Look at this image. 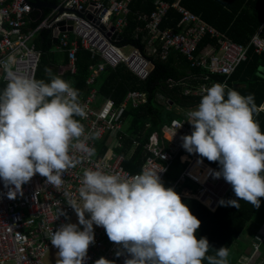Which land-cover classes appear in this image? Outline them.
Here are the masks:
<instances>
[{
  "label": "clouds",
  "instance_id": "1",
  "mask_svg": "<svg viewBox=\"0 0 264 264\" xmlns=\"http://www.w3.org/2000/svg\"><path fill=\"white\" fill-rule=\"evenodd\" d=\"M0 63L7 80L0 92V179L6 195L22 196L23 186L37 174L59 190L69 169L96 155L88 141L98 139V133L86 132L81 123L87 112L79 91L56 75L45 82L13 71V56ZM255 114L254 94L241 95L226 83L207 88L195 110L187 113L193 131L181 137L182 147L218 162L220 170H213V177H222L237 197L221 199V206L239 208L244 201L259 208L264 197V131ZM163 171L145 168L122 179L99 167L85 169L79 200L65 193L78 223L62 224L48 234L57 249L56 264H85L95 242L94 225L120 246L116 256L126 254L124 264H229L227 247L208 254L207 237L196 235L201 221L180 194L164 186L159 175ZM61 215L67 216L63 209ZM95 264L115 262L101 257Z\"/></svg>",
  "mask_w": 264,
  "mask_h": 264
},
{
  "label": "built area",
  "instance_id": "2",
  "mask_svg": "<svg viewBox=\"0 0 264 264\" xmlns=\"http://www.w3.org/2000/svg\"><path fill=\"white\" fill-rule=\"evenodd\" d=\"M56 1L57 7L51 10L46 19L41 20V15L35 16L38 10L26 0H0V62H5L9 56H13V71L37 79L42 51L37 47L35 40L43 31L53 34V31L58 30L56 48L67 51L70 73L75 71V54L79 48L87 51L92 59L100 61L90 67L92 74L86 85L92 86L98 73L105 67L114 69L121 66L142 82L149 78L152 65L147 57L150 54L147 52L144 55L139 48L130 45L118 46V42L111 40L114 34L120 37L121 31L127 26L132 0ZM180 1L168 3L155 0L153 10L147 15H137V20L144 24L143 32L148 37L147 45L151 53L158 52L160 60L165 61L170 51L178 52L188 61L191 69L202 71V76L193 77L194 80L199 79L201 85L187 90L186 95L202 97L206 94V89L215 83L213 78L229 80L237 69L248 61L251 48L256 54L264 55L263 27L248 45H242L225 38L196 15L182 8ZM61 8L64 10L59 11ZM170 9L180 16L177 30L161 28ZM36 24L38 25L33 27ZM62 27L64 31H60ZM205 37L214 40L215 48L196 57L197 46ZM128 46L129 52H122V49ZM0 82H7L3 63H0ZM95 97L96 90L91 89L89 96L80 101L87 112V118L81 120V123L86 132L98 133V139L88 141L89 146L95 148L98 142L104 140L105 150L100 156H94L90 161L84 159L75 168L69 169L62 177L64 183L59 190L46 184V178L37 174L23 186L22 196L9 199L6 195L8 189L0 179V264H43L42 259L51 247L48 234L68 223L75 213L67 204L65 193L69 194L68 198L79 200L77 190L81 185L83 171L87 168L99 167L105 173L118 175L122 179L138 175L145 168L154 171L165 169L159 175L166 188H173L181 198L184 195L193 198L210 212L218 209L219 201L231 190V185L222 177H213L215 169L210 167L207 177L199 181L192 179L188 175V168L197 160L195 156L184 163L186 167L173 184L167 183L177 157L182 151H186L182 147L181 137L190 135L193 131L192 125L187 122V114L186 119L175 120L164 127L163 140L157 134L148 138L145 144L147 157L140 173L133 175L123 169L125 157L116 152L121 148L120 135L125 124L122 113L129 106L137 108L144 104L146 94L129 91L119 105L115 106L108 99L100 108L94 110L92 106ZM258 112H264V105ZM80 119L79 117L78 120ZM164 140L168 142L167 148L163 146ZM139 145L138 140L133 141L134 149ZM188 182L194 185L195 192H187L188 190L183 188ZM61 209L67 216L61 215L58 218ZM94 233L95 242L89 247L85 264H95L101 257L112 260L115 264H124L126 254L116 256L120 246L109 240L105 229L97 226ZM252 249H259L255 242Z\"/></svg>",
  "mask_w": 264,
  "mask_h": 264
},
{
  "label": "trees",
  "instance_id": "3",
  "mask_svg": "<svg viewBox=\"0 0 264 264\" xmlns=\"http://www.w3.org/2000/svg\"><path fill=\"white\" fill-rule=\"evenodd\" d=\"M37 1L46 5L57 4L56 0ZM163 1L174 2V0ZM154 2L155 0H132L129 5L130 13L127 17V26L120 33L121 41L118 42V46L130 45L139 48L145 55L143 41L144 24L137 20V15L149 14L153 10ZM179 4L203 22L212 26L225 38L242 45H248L257 31L264 26V0H181ZM50 12L49 8H45L42 10V14L39 11L35 12V16L38 17L41 14V20H44ZM179 20V14L175 10L170 9L161 24V28L177 30ZM137 29H140V32ZM51 41L49 31H43L35 40L37 47L42 51L37 80L42 79L45 82H50V75H56L68 81L77 89L79 97L86 95L89 89L86 86V80L91 74L90 67L97 65L99 60L92 59L87 51L79 48L75 54L74 73L71 74L68 70L58 73V64H56L55 53L52 51L53 44ZM212 41L214 42L209 37H205L197 46L196 57L210 51ZM158 57L157 55L152 58L147 57L152 62L153 70L149 78L144 82L137 80L121 66L114 69L105 67L94 81V87L97 90L99 99L104 101L109 98L115 106L121 103L129 91H138L146 94L144 104L137 108L129 106L123 111L122 118L125 120V125H123L120 135L121 148L116 150L117 153L125 157L123 169L133 175L140 173L143 168L147 156L145 144L148 138L153 134H157L162 140L161 131L164 126L175 121L177 117L175 112L169 113L167 111L170 105L172 104L171 107L179 106L189 109L196 106L202 99L200 97L186 96L184 86L194 76H202V71L191 69L190 64L183 55L175 51H170L165 61H161ZM60 64L68 65L66 54L61 55ZM46 68L50 69L51 72H46ZM262 71H264V55L256 54L254 49L251 48L248 54V61L242 64L229 80L225 81L224 78L213 79L215 83H226L230 89L237 90L241 95L254 94L258 112V109L264 103V78L262 77ZM199 83L201 82L197 79L191 83V86L196 87ZM6 84L7 82H0V92L6 87ZM74 118L78 119L79 117ZM255 119L259 123L261 130L264 131V114L258 112V114H255ZM148 124H150L149 128L146 127ZM134 140L140 142V145L135 149L133 148ZM104 149V140H102L96 144V155H101ZM194 155L198 156L209 167L220 170L218 162H210L198 154ZM176 166L184 169L186 165L176 163ZM193 192H195V189ZM230 199H237L232 188L224 197V200ZM260 200L259 208L240 201L239 208L220 205L215 212H210L194 199H182L189 206L192 214L201 221V226L197 230L196 235L198 238L207 237L211 245L209 255H214L215 250L221 247H227L228 251L231 249L240 235H242L247 224L252 221L260 209L264 208V197L260 198ZM262 227L256 228L255 232L257 233ZM261 232H264V229ZM203 264H207V261L205 260Z\"/></svg>",
  "mask_w": 264,
  "mask_h": 264
},
{
  "label": "rangeland",
  "instance_id": "4",
  "mask_svg": "<svg viewBox=\"0 0 264 264\" xmlns=\"http://www.w3.org/2000/svg\"><path fill=\"white\" fill-rule=\"evenodd\" d=\"M122 52L128 53L129 46L128 48L122 49ZM95 102H97L96 105L100 107L101 101L98 96H96ZM97 108L93 106L94 110ZM176 110L177 108L173 107H171V109H167L169 113H174ZM181 172L182 169L178 168L176 164H174L171 172L168 175L167 183L173 184ZM183 188L189 190L190 192H193L195 189L193 184L189 182L184 185ZM68 223H78L76 213L73 214ZM260 226H264V208L260 209L252 221L247 224L242 235H240L237 242L229 250V264H264V236L259 237V234L257 235L255 232L256 228L258 229ZM96 227L97 226L94 225V230ZM254 242L258 245L259 249L257 251L252 249V244ZM57 259V249L51 246L42 259V262L43 264H56Z\"/></svg>",
  "mask_w": 264,
  "mask_h": 264
},
{
  "label": "crops",
  "instance_id": "5",
  "mask_svg": "<svg viewBox=\"0 0 264 264\" xmlns=\"http://www.w3.org/2000/svg\"><path fill=\"white\" fill-rule=\"evenodd\" d=\"M42 10L43 9H41V12H42ZM51 10V9H50ZM40 12V13H41ZM42 14V13H41ZM40 14V15H41ZM212 27V26H211ZM262 27H264V26H262ZM140 32V31H139ZM50 33V37H51V43L53 44V48H52V51H53V53H55V57H56V60H57V62H56V64H58V66H57V69H58V73H61V72H63L64 70H68L69 71V68H68V65H61L60 64V62H61V55H64V54H66L67 55V63L69 64V60H68V54H67V51H65V50H58L57 48H56V45H57V41H56V43L54 44L53 43V34L51 33V32H49ZM143 41H144V52H145V54H147V52H148V54H150L149 55V58H152V57H155V55H157V57H158V52H155V53H151V49H150V47H148V45H147V41H148V37H147V35H146V33L145 32H143ZM211 48H215V42H213L212 41V45H211ZM211 48L209 49V50H211ZM178 53V52H177ZM159 58V57H158ZM162 61V60H161ZM188 62V61H187ZM99 63H100V61H99ZM98 63V64H99ZM151 63V65H152V62H150ZM55 64V65H56ZM66 66V67H65ZM123 68V67H122ZM126 70V69H125ZM152 70H153V65H152ZM91 71V70H90ZM103 71V70H102ZM101 71V72H102ZM127 71V70H126ZM70 72V71H69ZM100 72V73H101ZM129 72V71H128ZM38 73V72H37ZM100 73H98V75L96 76V78L99 76V74ZM130 73V72H129ZM262 73H263V75H262V77L264 78V71H262ZM72 74V73H71ZM91 74H92V72H91ZM90 74V75H91ZM132 75V74H131ZM95 78V79H96ZM138 80V79H137ZM87 81V80H86ZM193 81H195L194 80V78H192L191 80H188V84H186V85H184L185 86V92L187 91V90H189V89H191V88H197V87H199L200 85H201V83H199V85L198 86H196V87H193V86H191V83L193 82ZM142 82V81H141ZM190 83V84H189ZM215 84V83H214ZM89 89H88V92L86 93V95H81L80 97H79V99H80V101L81 100H84V99H86L87 98V96H89V92H90V90L91 89H94V90H96V88L94 87V84L92 85V86H88V85H86ZM237 88H242V87H237ZM127 95V94H126ZM185 95H186V93H185ZM96 96H97V90H96ZM186 96H188V97H199V96H196V95H193V94H188V95H186ZM203 97V96H202ZM202 97H200V98H202ZM95 99H96V97H95ZM109 98H107V99H105L104 101H101V105H100V107L103 105V103L106 101V100H108ZM110 100V99H109ZM97 104V102H95L94 101V104H93V106H95L96 108L97 107H99V106H97L96 105ZM199 104V103H198ZM198 104L196 105V106H194V107H192V108H189V109H184V108H182V107H179V106H174L173 108H177V110H176V112H175V115L177 116L176 118H175V120H177V121H181V120H184V119H186V114L189 112V111H191V110H195V108L198 106ZM172 105V104H171ZM171 105H170V109H171ZM263 105H264V103H263ZM92 106V107H93ZM99 107V108H100ZM98 109V108H97ZM260 113H263L264 114V112H260ZM169 124H171V123H167L166 125H169ZM123 125H125V124H123ZM165 125V126H166ZM164 126V127H165ZM146 127L147 128H149L150 127V124H148V125H146ZM123 128V127H122ZM164 129V128H163ZM163 129H162V133H163ZM163 140V139H162ZM120 143H121V140H120ZM163 146H165L166 148L168 147V142L167 141H163ZM105 150V149H104ZM134 150V149H133ZM122 155V154H121ZM95 156H100V155H95ZM123 156V155H122ZM193 156H195L196 157V159L197 160H199V161H201L200 159H199V157L198 156H196V155H194V154H191V153H188L187 151H182L181 153H180V156H178L177 157V159H176V161H175V164L176 163H179L180 165H185L184 163H186L188 160H191V157H193ZM147 157V156H146ZM197 160H195V161H197ZM194 161V162H195ZM194 162H192L191 163V166L188 168V172H191V173H200V174H203L204 172H201V170H200V168H192V164L194 163ZM204 165H206L205 163H203ZM206 166H208V165H206ZM186 167V166H185ZM209 167V166H208ZM192 168V169H191ZM211 168V167H210ZM182 170H183V167L181 168ZM207 173H205V175H206ZM187 192H189V190L187 191ZM189 195H192V193H189ZM181 199H193V198H190V197H188L187 195H184V197L183 198H181ZM264 229V226L261 228V230L260 231H258L257 232V235L262 231ZM262 233H263V235H262ZM262 237V236H264V232H261L260 234H259V237ZM259 241V240H258Z\"/></svg>",
  "mask_w": 264,
  "mask_h": 264
},
{
  "label": "water",
  "instance_id": "6",
  "mask_svg": "<svg viewBox=\"0 0 264 264\" xmlns=\"http://www.w3.org/2000/svg\"><path fill=\"white\" fill-rule=\"evenodd\" d=\"M34 9L36 10H41V9H45V8H49L51 10L55 9L57 6L56 5H53V4H43L37 0H26ZM64 9L61 8L59 9V11H63ZM69 25H71V23H69ZM71 28L69 27L68 28V31H70ZM60 31H64V28H60ZM57 38H58V30H55L53 31V43L55 44L56 41H57ZM111 40L113 41H116V42H120V37L117 35V34H114L112 37H111Z\"/></svg>",
  "mask_w": 264,
  "mask_h": 264
},
{
  "label": "bare ground",
  "instance_id": "7",
  "mask_svg": "<svg viewBox=\"0 0 264 264\" xmlns=\"http://www.w3.org/2000/svg\"><path fill=\"white\" fill-rule=\"evenodd\" d=\"M192 168H200L201 172H204L203 174H200V173H191V172H188V175L194 179V180H201V179H204L205 177H207V175L209 174L210 172V168L206 165H204L202 162L200 161H195L193 164H192ZM191 168V169H192ZM205 173H207L205 175ZM207 204V202H206Z\"/></svg>",
  "mask_w": 264,
  "mask_h": 264
}]
</instances>
